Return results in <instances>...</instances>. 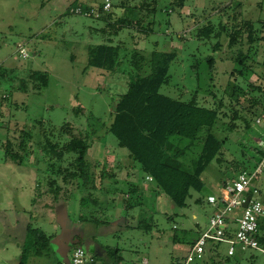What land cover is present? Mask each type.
I'll return each mask as SVG.
<instances>
[{"label":"rangeland","instance_id":"rangeland-1","mask_svg":"<svg viewBox=\"0 0 264 264\" xmlns=\"http://www.w3.org/2000/svg\"><path fill=\"white\" fill-rule=\"evenodd\" d=\"M101 1L0 0V264H20L27 226L49 235L53 252L29 255L25 264H53L72 248H86L90 243L103 250L119 249L118 264H176L188 244L176 243L173 238L190 241L198 228L207 227L213 213L207 196L219 195L222 181L235 174L238 163L253 166L258 157L256 149L264 142V128L255 124L264 114V0H184L183 8L172 7L174 0H156L155 15L146 19L154 22L151 34L139 33L128 24L132 8L143 0H111L116 6L107 21L70 12L77 6L95 9ZM243 20L252 23L254 44H247L243 32L242 43L229 46L231 31ZM205 26H212L214 33L200 40L196 31ZM216 33L219 37L214 36ZM21 44L28 55L25 60L18 54L17 45ZM104 44L120 50L119 67L114 72L87 67L89 51ZM134 49L146 57L152 51L176 54L169 65V80L159 92L182 101L196 96L199 106L216 112L210 132L223 141L221 162L207 167L202 175L203 188L190 191L184 208L155 211L154 197L141 195L134 211L125 209L124 193L131 185L107 179L103 187L115 190L102 189L97 205L88 201L81 211L79 199L86 192H81L77 179L63 186L57 197L49 192L51 180L60 186L62 183L50 173L48 159L37 149L40 139L35 121L57 129L70 124L75 134L96 148L95 154L86 155L89 162L101 160L103 154L128 159L127 151L107 129L113 107L126 92L129 80L150 72L147 66L139 73L131 67ZM239 52L247 66L243 76L233 72L239 69L235 64ZM36 72L47 74V85L40 91L32 89L38 85ZM22 81L28 87L25 93L19 89ZM20 129L31 132L33 152L21 166L6 164L2 144L8 138L15 143ZM208 132L202 128L185 149L181 157L186 167L199 156ZM135 165L142 177L139 165ZM99 173L93 172L94 177ZM134 184L141 186L142 182ZM255 185L264 207V172ZM132 196L136 199L139 193ZM219 252L226 255V245H221ZM241 257L239 264H264V252H247Z\"/></svg>","mask_w":264,"mask_h":264},{"label":"trees","instance_id":"trees-1","mask_svg":"<svg viewBox=\"0 0 264 264\" xmlns=\"http://www.w3.org/2000/svg\"><path fill=\"white\" fill-rule=\"evenodd\" d=\"M101 2L95 7L101 14L96 19L107 21L116 5L111 3L110 12L102 14ZM183 3L184 0H174L171 4L172 7L183 8ZM156 6V0H150V2L143 0L135 5L132 8V18L128 21L129 27L135 28L137 32L142 34H151L154 22L152 20L146 22V19L155 15ZM77 7L82 8L83 11L91 9L89 7ZM122 8H125L123 3ZM71 10L70 12L73 13ZM261 29H264V21L261 22ZM253 31L251 21H241V25L235 26L230 33L229 46L241 44L243 32H246V42L251 46L256 40ZM213 33L212 26H205L196 31V37L200 40L209 39ZM214 36L219 37V33ZM119 51L117 46L105 44L97 46L88 53L87 67L114 72L119 67ZM175 57L176 54L173 52L152 51L146 57L139 49L131 51V67L139 73L143 67L147 66L150 72L146 76L136 74L129 80L126 92L120 96L113 107V117L107 131L115 137L119 147L127 151L128 158L137 163L141 171L152 179L154 186L165 194L175 207L184 208L190 191H200L203 188L202 175L207 167L212 162L220 164L219 156L223 141L218 140L210 132L217 119L216 112L199 106L196 96L189 101H182L159 92L161 86L167 84L169 80V65ZM235 64L239 66V69L235 68L233 72L243 76V70H247V66L241 52L238 53ZM261 64L264 65V53ZM2 73L3 70L0 66V76ZM36 74L39 76L38 83L33 82L38 85H33L32 89L40 91L47 85V74L40 72H36ZM27 88V85L22 81L19 87L21 92H27ZM244 93L245 91L242 95ZM233 96L235 99L239 97L237 94ZM262 117L264 118V114ZM35 126L37 127V137L40 139L37 143V149L48 159L50 173H55L62 183L60 186L55 183L54 179L51 180L52 187L49 192L55 197L59 196L57 194L63 186L71 184L74 179L79 181V189L93 190L95 187L92 166L86 159L90 144L86 138L82 137L81 134H75L68 123L57 129L42 120H37ZM204 127L208 128L209 132L202 142L201 152L195 160L191 161L192 166L186 167L182 158L185 156L186 148L190 146V142L196 139L198 132ZM31 140L32 134L26 129H20L15 143L10 138L6 139L2 144L4 162L21 166L29 161L28 157L33 152ZM256 150L258 157L254 165L249 166V164H245L247 163L245 161L241 164L238 163L234 168L235 174L232 172L226 180L222 181L221 186L233 181L241 172L253 171L264 154L259 147ZM104 173L101 176L107 178L106 171ZM132 188L133 186L129 192L124 193L125 203L123 205L126 209L134 207L132 202L135 199L130 196ZM80 203L81 205L84 204L83 199L80 200ZM87 203L88 199L85 204ZM141 222L143 224L144 221ZM150 226V223L146 224L147 228ZM199 235L200 233L197 232L195 238L190 241H181L178 237H174L173 241L191 245ZM50 239L51 237L42 230L27 226L21 247L20 264H25L29 255H50L53 252ZM257 240L259 246L264 249V219L259 223ZM221 245L224 244L212 243L208 245L207 254L209 256L207 262L206 260L203 261L204 264L209 263L210 260L213 261V264L221 260L222 264H239L241 256L247 253L237 251L231 256L227 253L221 256L219 252ZM97 258L100 260L98 256ZM120 261L119 249L104 248L102 264H118ZM53 264H60V260ZM176 264L179 263L176 262Z\"/></svg>","mask_w":264,"mask_h":264},{"label":"built area","instance_id":"built-area-1","mask_svg":"<svg viewBox=\"0 0 264 264\" xmlns=\"http://www.w3.org/2000/svg\"><path fill=\"white\" fill-rule=\"evenodd\" d=\"M111 10V0H102V14ZM73 13L85 17H99L98 10L91 8L83 11L76 7ZM18 54L21 59H27L24 45H17ZM255 124L264 128V118L258 117ZM264 153V142L259 143ZM264 172V154L253 171L241 172L233 181L227 182L220 187L219 195L207 197V203L216 211L209 218L208 225L197 239L186 248L185 254L179 264H202L207 254V247L212 243L226 245V253L231 256L237 251L264 252L258 244V226L264 219V207L260 201L259 190L255 185L259 175ZM248 198L246 207L243 204ZM230 223L236 225L234 230L229 227ZM60 264H102L97 256L83 246H76ZM112 264V263H109ZM136 264H146L145 261Z\"/></svg>","mask_w":264,"mask_h":264},{"label":"crops","instance_id":"crops-1","mask_svg":"<svg viewBox=\"0 0 264 264\" xmlns=\"http://www.w3.org/2000/svg\"><path fill=\"white\" fill-rule=\"evenodd\" d=\"M96 153V148H89L87 151V155L89 154H95ZM103 153V152H102ZM89 162V161H88ZM92 166V172H98L100 171V175L99 177H94V189L87 191L85 189H82L81 192H86V195L81 196V198L79 199V206H80V210L83 211L84 210V206H86L87 204H85V202L88 201L90 202V204H95L97 205V198L101 199V196L98 195L99 191H102V189L107 190L108 192L111 191L112 189L115 190L114 188H109L106 189L105 187H103V184L106 182V180H111L113 181V183L119 181V180H123L124 182L127 181L128 184H130L131 186H133L132 190H131V194L130 196H132L133 194H137L139 193V197H136L135 200H133L132 205H134L133 208H128V209H132L131 211H134V208L139 206L140 203L139 200L141 198V195H146V196H153L154 197V203H155V211H169V208H173L174 205L171 203L170 199L163 194L162 192H160L153 184L152 179L147 176L146 174H144L141 169L140 172L142 173V177L139 176V173L137 172V166L135 165V163L133 161H131V159H126L125 157H123L122 159L120 158H112V157H107V155H102V159L101 160H94L93 162H89ZM7 164V163H6ZM105 164V166H100ZM96 166H99L96 168ZM95 167V168H94ZM106 171V175L107 178H103L101 175ZM105 174V173H104ZM135 183H139L142 182V185L139 186V184L135 185ZM133 183V184H132ZM149 184H153V186H150ZM92 191V192H91ZM212 194H209L208 196H211ZM207 196V197H208ZM129 197V196H126ZM135 198V197H134ZM83 199L84 204L81 205L80 200ZM86 200V201H85ZM93 207H95L93 205ZM125 207V205H124ZM67 208V206H66ZM68 209V208H67ZM66 209V211H68ZM126 209V207H125ZM92 211H96V209H92ZM215 209L213 208V213L210 215V217L215 213ZM195 218V216H194ZM229 227L231 228V230H234L236 225L234 223H230ZM206 229V228H205ZM205 229H201L198 228L197 232L201 233L202 231H204ZM176 243H180V242H176ZM176 245H180V244H176ZM187 245V244H186ZM181 246V245H180ZM189 245L186 246V248ZM86 249L92 253H94L95 255H97L101 259H103V254H104V250L99 247V246H95V244H88ZM186 251V250H185ZM209 254H206L205 260L207 262V258H208ZM180 260H177V263H179ZM147 264V263H146ZM204 264V263H202Z\"/></svg>","mask_w":264,"mask_h":264},{"label":"water","instance_id":"water-1","mask_svg":"<svg viewBox=\"0 0 264 264\" xmlns=\"http://www.w3.org/2000/svg\"><path fill=\"white\" fill-rule=\"evenodd\" d=\"M247 201H248V198L246 199V202L243 204V207H246V205H247ZM61 260H64V259H61ZM60 260V261H61Z\"/></svg>","mask_w":264,"mask_h":264},{"label":"flooded vegetation","instance_id":"flooded-vegetation-1","mask_svg":"<svg viewBox=\"0 0 264 264\" xmlns=\"http://www.w3.org/2000/svg\"><path fill=\"white\" fill-rule=\"evenodd\" d=\"M70 252V251H69Z\"/></svg>","mask_w":264,"mask_h":264}]
</instances>
